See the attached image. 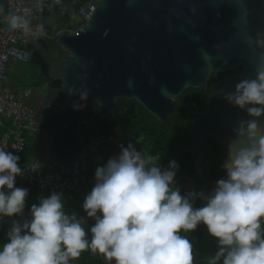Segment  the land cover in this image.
Returning a JSON list of instances; mask_svg holds the SVG:
<instances>
[{
	"label": "clouds",
	"instance_id": "obj_1",
	"mask_svg": "<svg viewBox=\"0 0 264 264\" xmlns=\"http://www.w3.org/2000/svg\"><path fill=\"white\" fill-rule=\"evenodd\" d=\"M8 23L26 35L31 32L24 16L12 15ZM255 43L264 49L259 34ZM77 80L82 87H68V95L86 101V76ZM223 99L249 119L233 128L235 138L222 162L225 176L210 192L182 195L175 185L179 168L174 160L164 168L159 155L129 143L97 166L82 204L86 217L67 214L63 194L52 191L24 218L29 190L15 186L16 177L24 174L20 157L0 149V218H22L12 221L7 242L0 246V264H70L88 250L106 264H193V244L181 233L201 224L217 241L208 264H264V70L258 68L254 79H241ZM197 200L202 206H194ZM88 220L93 223L86 229Z\"/></svg>",
	"mask_w": 264,
	"mask_h": 264
},
{
	"label": "water",
	"instance_id": "obj_2",
	"mask_svg": "<svg viewBox=\"0 0 264 264\" xmlns=\"http://www.w3.org/2000/svg\"><path fill=\"white\" fill-rule=\"evenodd\" d=\"M63 1L82 6L89 0ZM93 1L97 8L84 30L56 38L70 57L54 61L43 42L28 45L48 66L50 79L61 82L46 89L37 111L36 129L46 140L41 162L64 173L84 166L82 119L92 105L98 106L99 123L114 116L120 99L137 101L166 123L177 111L176 100L188 90L208 87L214 75L221 76L218 96L195 117L187 132L191 144L180 149L195 163L212 138L225 158L233 128L249 117L223 96L241 79H254L258 68L264 70V49L255 43L257 34L264 39V0ZM78 76H86V101L67 92L82 87ZM57 94L65 96L62 107L54 105Z\"/></svg>",
	"mask_w": 264,
	"mask_h": 264
},
{
	"label": "trees",
	"instance_id": "obj_3",
	"mask_svg": "<svg viewBox=\"0 0 264 264\" xmlns=\"http://www.w3.org/2000/svg\"><path fill=\"white\" fill-rule=\"evenodd\" d=\"M8 18L9 13L6 4L0 0V27L9 26L7 22ZM76 21L77 18L72 13H64L59 10H53L40 19L45 32L53 43L56 42L59 34L75 32L77 30ZM219 90L220 79L218 80L214 75L208 87L184 92L176 100V113L166 123L160 122L137 101L126 99L118 100L117 110L112 118L104 119L99 123L100 114L98 106L96 104L92 105L90 113L84 117L89 120L90 125L81 127L82 138L87 140L90 134L93 133L90 126H93L106 135L118 137L121 141L117 146H112L102 151L95 163H89V159L85 160L84 166L80 168L82 172L81 187L84 196L91 191L94 185V174L97 166L104 165L110 157L118 155L119 146L124 145L126 147L129 144L125 139H131L135 144L141 145L137 151L143 150L148 155H159V162L164 168L168 167L169 161L174 160L179 168L175 177V185L180 188L182 195L188 192H210L214 187V183L210 187L208 186L211 181L206 184L205 167H211V176L214 182L217 179L224 178L225 173L222 170L224 150L222 146L215 139H210V149L202 152L195 163H193V159L189 154L181 151L180 147L190 145L191 140L187 132L191 123L199 113L206 110L209 104L216 99ZM64 102L65 99L63 98L55 106L62 107ZM36 137L30 140L29 155H34L38 151L35 141L37 140ZM43 142L46 144V141ZM15 186L29 190V195L26 198L24 218L30 217L32 204L38 203L39 198L48 197L52 193V190L41 191L38 187L30 185L28 182L22 184L15 181ZM84 199L85 197L70 194L64 201L65 212L67 214L75 212L78 216L86 217L82 208ZM194 206L200 207L202 206V202L197 200ZM13 220L22 221V218H0V246L7 242L6 234ZM92 223V220H88L86 229L90 228ZM207 233V228L203 224L199 225L195 231L181 233V235L186 236L192 242L193 256L196 252H200V245ZM70 264H106V262L101 255L93 254L88 250L84 251L79 259L70 261ZM193 264H208V261L203 257H199L198 261L195 262L193 260Z\"/></svg>",
	"mask_w": 264,
	"mask_h": 264
},
{
	"label": "built area",
	"instance_id": "obj_4",
	"mask_svg": "<svg viewBox=\"0 0 264 264\" xmlns=\"http://www.w3.org/2000/svg\"><path fill=\"white\" fill-rule=\"evenodd\" d=\"M2 1L6 4L9 17L19 15L30 20L31 32L26 35L21 29H12L10 25L0 27V149L12 151L20 157L19 166L24 170L21 177L30 185L38 187L41 191L60 192L64 198H68L70 194L85 197L81 187L80 168L72 173H64L55 166H45L41 162L40 158L44 156L46 145L43 141L46 140L36 129L37 109L31 102V91L27 87H12L9 74L15 64L29 60V44L49 38L40 22L45 15L53 10L72 13L77 18V30L72 34L78 35L90 23L97 5L93 0L84 2L82 6H68L63 0ZM89 125V120L83 118L82 126ZM90 128L93 133L85 140L86 159H89V163H95L102 151L117 146L121 140L102 133L96 127ZM37 135L39 136L36 137ZM35 137L38 151L29 155L30 140ZM125 141L132 143L137 150L140 149L131 139Z\"/></svg>",
	"mask_w": 264,
	"mask_h": 264
},
{
	"label": "flooded vegetation",
	"instance_id": "obj_5",
	"mask_svg": "<svg viewBox=\"0 0 264 264\" xmlns=\"http://www.w3.org/2000/svg\"><path fill=\"white\" fill-rule=\"evenodd\" d=\"M40 42L44 43L45 48L47 49L49 55L54 61H59L62 58L70 57V54L66 50L62 49L57 44V42L53 43L50 37ZM28 50L30 52L29 60L24 63L22 62L17 63V65L19 66L16 65V67H17V73L21 74L22 79L25 82L22 88L27 87L30 89L31 102L38 111L42 108L43 97H44V93L46 89L48 87L59 88L61 86V82L58 80L50 79L48 75V66L46 65V63L42 60L40 56H38L35 53L32 47H30ZM16 67H15V70H16ZM63 98L65 99V96H63L62 94H57L55 96L54 105ZM210 139L212 138L208 139V143ZM209 149H210V146L208 147L207 150ZM224 155H225V151H224ZM193 163H194V160H193Z\"/></svg>",
	"mask_w": 264,
	"mask_h": 264
},
{
	"label": "rangeland",
	"instance_id": "obj_6",
	"mask_svg": "<svg viewBox=\"0 0 264 264\" xmlns=\"http://www.w3.org/2000/svg\"><path fill=\"white\" fill-rule=\"evenodd\" d=\"M17 66H19V65H17ZM215 77L218 80L220 79V81H221L220 75H215ZM9 80L11 82L12 87H14V88H17L20 86L22 87L25 84V82L22 79L21 74L17 73V67H16V70H13V73L9 74ZM204 175H205L206 184L210 183V181H211V183L209 184L208 187H210V185L212 186L214 181L212 180L211 167L210 166L205 167ZM200 246L201 247L199 248V251L201 252V254H200V252L195 253V255H194L195 262L198 261L199 257H203L204 259H207V257L214 255L215 252L217 251V241L213 237H211L209 235V233L206 234V237L202 241Z\"/></svg>",
	"mask_w": 264,
	"mask_h": 264
},
{
	"label": "crops",
	"instance_id": "obj_7",
	"mask_svg": "<svg viewBox=\"0 0 264 264\" xmlns=\"http://www.w3.org/2000/svg\"><path fill=\"white\" fill-rule=\"evenodd\" d=\"M7 22H8V20H7ZM16 65H17V64H15V65L13 66V70H15ZM13 70H12L11 73H13ZM11 73H10V74H11ZM17 88H20V87H17ZM16 181H17V182H20V183H22V184L25 183L24 179H23L21 176L16 177Z\"/></svg>",
	"mask_w": 264,
	"mask_h": 264
},
{
	"label": "bare ground",
	"instance_id": "obj_8",
	"mask_svg": "<svg viewBox=\"0 0 264 264\" xmlns=\"http://www.w3.org/2000/svg\"><path fill=\"white\" fill-rule=\"evenodd\" d=\"M86 127V126H85ZM141 146V145H140Z\"/></svg>",
	"mask_w": 264,
	"mask_h": 264
}]
</instances>
